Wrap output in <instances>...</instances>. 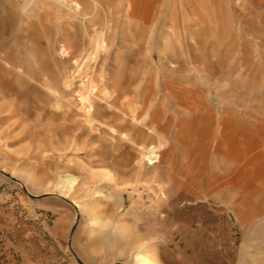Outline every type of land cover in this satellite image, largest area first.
<instances>
[{
	"label": "rangeland",
	"instance_id": "1",
	"mask_svg": "<svg viewBox=\"0 0 264 264\" xmlns=\"http://www.w3.org/2000/svg\"><path fill=\"white\" fill-rule=\"evenodd\" d=\"M59 3L0 0V264H264V0Z\"/></svg>",
	"mask_w": 264,
	"mask_h": 264
},
{
	"label": "bare ground",
	"instance_id": "2",
	"mask_svg": "<svg viewBox=\"0 0 264 264\" xmlns=\"http://www.w3.org/2000/svg\"><path fill=\"white\" fill-rule=\"evenodd\" d=\"M58 2H60V3L63 4V5H67V0H58ZM60 3H59V4H60ZM60 6H61V5H60ZM104 35H105V32L102 31V33H101V37H100V40H101V41L104 39ZM153 149H155V148H153ZM153 154H154V152L151 153V155H153ZM148 156H149V155H148ZM149 157H152V156H149ZM155 157H156V156H155ZM155 157H153V158H155ZM140 257H141V255H138V258H140ZM140 262H141L142 264H147L149 261L146 260V259H141Z\"/></svg>",
	"mask_w": 264,
	"mask_h": 264
},
{
	"label": "crops",
	"instance_id": "3",
	"mask_svg": "<svg viewBox=\"0 0 264 264\" xmlns=\"http://www.w3.org/2000/svg\"><path fill=\"white\" fill-rule=\"evenodd\" d=\"M95 5H98V4L95 3ZM249 189H250V188H249ZM249 189H247V190H249Z\"/></svg>",
	"mask_w": 264,
	"mask_h": 264
}]
</instances>
